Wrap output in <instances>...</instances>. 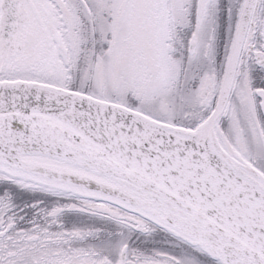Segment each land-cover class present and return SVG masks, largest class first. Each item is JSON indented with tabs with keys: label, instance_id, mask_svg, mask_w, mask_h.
Wrapping results in <instances>:
<instances>
[{
	"label": "water",
	"instance_id": "1",
	"mask_svg": "<svg viewBox=\"0 0 264 264\" xmlns=\"http://www.w3.org/2000/svg\"><path fill=\"white\" fill-rule=\"evenodd\" d=\"M208 2L197 1V20ZM253 3L216 105L191 131L78 91L0 79V173L135 214L220 264H264V187L231 162L215 129ZM21 12L22 0L0 1V56Z\"/></svg>",
	"mask_w": 264,
	"mask_h": 264
},
{
	"label": "flooded vegetation",
	"instance_id": "2",
	"mask_svg": "<svg viewBox=\"0 0 264 264\" xmlns=\"http://www.w3.org/2000/svg\"><path fill=\"white\" fill-rule=\"evenodd\" d=\"M83 1L87 9L80 0H22L21 16L26 21L2 45L0 79L36 78L60 84L51 75L37 78L17 70L30 60L29 51L35 47L57 52L59 60L69 54L71 63L78 47L85 52L97 48L104 58L109 52V15L98 13L92 0ZM93 1L111 4L110 0ZM197 1L187 0L179 7L177 1L164 0L166 36L172 41L168 48L177 42L176 21L185 12V84L193 85L191 98L198 100L193 105L197 112L185 116L189 120L207 117L216 104L245 3L209 0L197 20ZM101 19L103 32L98 27ZM263 30L264 0H254L228 100L215 129L231 162L264 187ZM36 32L41 46L31 41ZM73 76L82 83L80 76ZM42 163L78 172L58 162ZM0 264L219 263L139 216L0 173Z\"/></svg>",
	"mask_w": 264,
	"mask_h": 264
},
{
	"label": "rangeland",
	"instance_id": "3",
	"mask_svg": "<svg viewBox=\"0 0 264 264\" xmlns=\"http://www.w3.org/2000/svg\"><path fill=\"white\" fill-rule=\"evenodd\" d=\"M111 1L107 6L100 1L92 0L98 13L106 11L109 15V52L104 58L103 52L97 48L93 52H85L80 51L78 47L71 63L69 54L67 59L59 60L57 52L50 53L43 47H35L31 49L34 53L29 51L32 54L30 60L17 70L31 76L37 75L39 78L51 75L57 79L63 76L62 71L67 61L68 74L80 76L82 83L90 81L93 89L100 95L104 94L107 88L111 94L108 98L115 99L112 101L147 114L161 123L181 126L175 110L176 101L180 99L184 103L182 108L186 113L184 118L196 111L193 105L198 102L196 98L194 100L191 98L193 85L185 84V69L182 68L185 61V54L181 53L184 52L182 44L185 43L183 38L185 12L176 21L178 27L174 29V35L178 37L177 42L175 41L176 48H168L172 41L166 36L164 0ZM174 1L181 7L187 0ZM103 24L105 23L101 19L98 22L101 31L104 29ZM39 37V33L36 32L31 39L37 46L42 45ZM76 38L78 45H82L84 41L81 37ZM101 38L103 40L102 36ZM181 76L182 83H178L177 80H180ZM77 84H80L78 80ZM56 85L60 86L58 83ZM122 92H126L127 95ZM130 100L141 102L130 106L128 104ZM150 111H154L153 114L157 112L156 115L163 117L162 120L154 117Z\"/></svg>",
	"mask_w": 264,
	"mask_h": 264
},
{
	"label": "trees",
	"instance_id": "4",
	"mask_svg": "<svg viewBox=\"0 0 264 264\" xmlns=\"http://www.w3.org/2000/svg\"><path fill=\"white\" fill-rule=\"evenodd\" d=\"M181 53H182V51H181ZM179 56H180V54H179ZM182 68H183V70L185 69V61H183ZM180 78L182 80V76ZM90 83L91 82H87L85 84H79L78 85L77 84V80L74 78V76L73 75H68L66 77H63L61 85H62V87H65V88H68V89H71V90L82 91L85 94L94 95L95 94V92H94L95 90L93 89V87L91 86ZM110 95L111 94L109 93L108 89L105 88V92L103 94V97L105 99H107ZM112 100H115V99H112ZM141 101H142V99H141ZM140 102H138V104ZM128 104L130 106L135 105L136 101L130 100L128 102ZM183 104L184 103L182 101H180V99H178L176 101V103H175V110L177 111L179 120L181 121V123L179 122V124H181L182 126H185V118L183 117L185 115V113L182 111ZM156 114H158V113L153 114V116L157 117V119H162L163 118V117L161 118V117L157 116Z\"/></svg>",
	"mask_w": 264,
	"mask_h": 264
},
{
	"label": "bare ground",
	"instance_id": "5",
	"mask_svg": "<svg viewBox=\"0 0 264 264\" xmlns=\"http://www.w3.org/2000/svg\"><path fill=\"white\" fill-rule=\"evenodd\" d=\"M237 63V62H236ZM235 69H236V67H235ZM122 93H124V95H127L126 94V92H122ZM136 104H138V103H136ZM151 112V114H153V112L154 111H150ZM147 115V114H146ZM154 119V118H153ZM186 126V125H185ZM11 178H13V177H11ZM13 179H17V178H13ZM18 180H21V179H18ZM122 210V209H121ZM124 211V210H123ZM126 213H129V214H132V213H130V212H127V211H125ZM135 215V214H134ZM137 216V215H136ZM150 223V222H149ZM174 237V236H173ZM184 243V242H183Z\"/></svg>",
	"mask_w": 264,
	"mask_h": 264
}]
</instances>
